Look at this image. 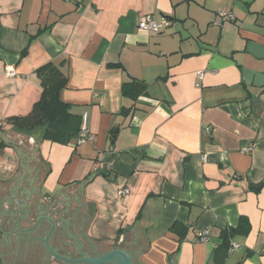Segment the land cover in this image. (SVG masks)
Wrapping results in <instances>:
<instances>
[{
  "label": "crops",
  "instance_id": "crops-1",
  "mask_svg": "<svg viewBox=\"0 0 264 264\" xmlns=\"http://www.w3.org/2000/svg\"><path fill=\"white\" fill-rule=\"evenodd\" d=\"M224 10L236 20L214 25ZM144 15L162 30H141ZM63 61L60 97L93 134L80 145L10 120L40 100L38 69ZM129 78L149 83L130 111ZM0 120L2 264L116 248L132 264H216L242 216L225 264H264V0H0Z\"/></svg>",
  "mask_w": 264,
  "mask_h": 264
},
{
  "label": "trees",
  "instance_id": "trees-1",
  "mask_svg": "<svg viewBox=\"0 0 264 264\" xmlns=\"http://www.w3.org/2000/svg\"><path fill=\"white\" fill-rule=\"evenodd\" d=\"M64 67L65 61L59 64L49 62L38 69L37 72L42 83V96L29 114L10 119L15 128L19 127L22 130H32L33 132L43 128L42 139L59 143H68L73 137L79 135L82 116L72 113V105L60 97V92L67 86L69 79ZM148 88L149 83L144 80L137 78L125 80L122 83V93L125 97H129L133 103L131 108L124 109L130 111L132 108H136V101L140 96L148 93ZM172 230L179 234L180 240H183L188 227L176 222ZM249 230V220L243 216L237 226L223 230V241L214 249V262L225 264L230 254L233 237L248 233Z\"/></svg>",
  "mask_w": 264,
  "mask_h": 264
},
{
  "label": "built area",
  "instance_id": "built-area-1",
  "mask_svg": "<svg viewBox=\"0 0 264 264\" xmlns=\"http://www.w3.org/2000/svg\"><path fill=\"white\" fill-rule=\"evenodd\" d=\"M236 20V16L231 13V12H227V11H220L218 13V17L213 21L214 25H221L224 21H234ZM138 26L141 30L145 31V32H160L164 26V23H159L157 22L152 15H144L142 17H140L139 22H138ZM7 75L9 76H14L16 74L15 70H13V68L8 69L7 71ZM198 76L199 78H203L204 76V72L203 71H199L198 72ZM197 85H200V82L197 83ZM87 113H84L82 115V124H81V130L80 133L77 137V144H83L84 142H87L88 140H92L93 139V134L90 130V128L88 127L87 124ZM7 124V120H0V127L5 126ZM208 130V128H207ZM251 147H246L245 150L248 151L250 150ZM120 194L123 196L125 194H127L129 192L128 188H123L121 190H119ZM208 235V231L204 230L201 235L199 240L200 241H206L208 239L207 237ZM239 244L232 242L231 245V250L238 247Z\"/></svg>",
  "mask_w": 264,
  "mask_h": 264
},
{
  "label": "water",
  "instance_id": "water-1",
  "mask_svg": "<svg viewBox=\"0 0 264 264\" xmlns=\"http://www.w3.org/2000/svg\"><path fill=\"white\" fill-rule=\"evenodd\" d=\"M16 130H18L19 132L21 133H24V134H27L29 136H31V138L33 140H38L40 139L41 135H42V132H43V128H39V130L37 132H33L32 130H22L20 129L19 127H16L15 128ZM117 131H115L114 133V138H116V134ZM114 142V141H113ZM20 215H23L25 219H27L31 213H29V211L27 210H24L22 211L21 213H19ZM42 218H46V217H42ZM41 219V218H40ZM49 219V218H48ZM50 220V219H49ZM52 222V220H50ZM53 223V222H52ZM16 225V224H15ZM37 225V224H36ZM34 228V227H33ZM53 228H54V223H53ZM32 229V228H31ZM29 230V229H27ZM53 230V229H52ZM51 230V231H52ZM24 231V230H23ZM51 233V232H50ZM49 233V234H50ZM48 234V236H49ZM47 236V238H48ZM47 238H46V244H47V247L49 249L50 248V245L48 244L47 242ZM73 247V246H72ZM74 248V247H73ZM69 249V247H68ZM52 251V249L50 250ZM53 252V251H52ZM54 253V252H53ZM56 254V253H54ZM57 256H59L58 254H56ZM61 257V256H59ZM64 258V257H62ZM66 259V258H65ZM87 260V261H85ZM3 260L1 259V256H0V264H2ZM85 262L89 263V264H116L117 262L121 263V264H132L130 259H129V256L125 253L124 249H121V248H116V249H113L111 250L110 252H107L97 258H83V259H78V260H62L61 263L62 264H84ZM86 264V263H85Z\"/></svg>",
  "mask_w": 264,
  "mask_h": 264
},
{
  "label": "rangeland",
  "instance_id": "rangeland-1",
  "mask_svg": "<svg viewBox=\"0 0 264 264\" xmlns=\"http://www.w3.org/2000/svg\"><path fill=\"white\" fill-rule=\"evenodd\" d=\"M28 143V142H27ZM25 144H26V142H25Z\"/></svg>",
  "mask_w": 264,
  "mask_h": 264
}]
</instances>
